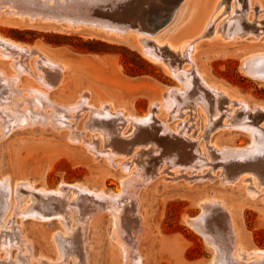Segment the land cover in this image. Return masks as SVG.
I'll return each mask as SVG.
<instances>
[{
	"label": "rangeland",
	"instance_id": "obj_1",
	"mask_svg": "<svg viewBox=\"0 0 264 264\" xmlns=\"http://www.w3.org/2000/svg\"><path fill=\"white\" fill-rule=\"evenodd\" d=\"M144 1L106 0L105 3L103 0L102 2L97 0L93 1L91 5H94L88 9L90 16L105 20L106 14L112 11H121L129 15L132 10L138 8L143 10L152 8L149 4H152L154 0ZM217 1L183 0L175 11L176 16L173 22L165 27L166 31L163 34L171 40L173 39L174 43H180L188 38H197L196 50L193 53L196 69L204 75L209 83L224 90L226 92L224 95L228 99H236L235 103L231 104H236L238 100H244L251 108L256 105L263 106L264 82L248 76L242 70V64L248 53L256 50L264 51V0H223L224 3L218 9L216 20L212 21L214 23L205 26ZM155 2L159 4L158 0ZM155 2L153 3L154 7L157 6ZM9 7L4 8V5H0V34L30 45L35 53H31L28 57L26 52L24 54L20 52V55H17L16 53L19 51H14V56H17L15 59H19L17 63L21 65L24 72L21 73L20 80L16 85L10 78L14 73V69L10 67V61L0 59V70L5 72L8 79L10 78L9 81L0 80V91H3L1 93L6 96L0 98L7 99L10 90L9 96L17 94V90L23 92V96H28V89L42 88L40 82L35 80L37 65L34 63L36 60L41 63L38 57L40 52L49 56L53 61L56 60L55 62L66 66L58 72L48 68L49 70L45 73L46 76L49 74L56 79L62 75L63 77H61L62 81L58 88L51 92L47 99L41 100V103L45 102L46 105L44 109L46 112L42 111V114L45 113V117L41 116L43 122L31 124L33 119L31 116L34 114L27 106V101L23 104L25 107L22 106L19 109L31 115L25 120V122H30H28L29 125L22 122L23 119L19 121L18 116L9 113L13 122V130L8 133L6 129H3L4 122L0 117V178L7 177L6 179L11 183V187L9 183V188L6 189L8 192L0 191L2 192L0 193L2 196V198L0 196V210H4L0 212L1 222L3 223L10 214L7 224L3 223L2 225L0 222V264H83L85 260L84 264H125L117 246L118 240L112 237L115 225L109 210L103 209L104 207L100 206L96 200L93 201L90 196H85L87 194L81 191H78L75 198L72 199L73 193L70 192L69 188L71 187L68 185L77 183L83 184L89 190L100 189L107 193H119L123 190L122 179L130 175L122 167L129 165L138 168L136 176L140 177H137V182L133 181L134 185L130 186L131 192L125 202L115 201L113 204L120 208L118 226L121 236L125 240L134 242L138 239L137 249L139 252L137 255L142 258V264H210L215 255L214 264H236L232 249L234 241L242 246L243 254L256 250L264 251V173L259 167V163L264 164L262 162L264 161L262 160L264 151L262 159H260L262 154L254 153L250 157L251 159L248 158L244 161L238 159L239 157L226 159L221 154L222 149L233 148L234 151L246 149L252 142V137L248 133L226 125L227 119L230 125L244 121L264 128V120L258 122L264 119V112H253L242 106L234 107V109L228 107L226 110L227 99L223 98L221 102L224 109H220L221 112L216 117L214 115L215 103L211 101L213 96L204 105L197 104V94L182 97L183 99L179 98L178 100L180 112L178 114L185 112V110L183 111L185 108H188L189 111L193 110L189 114L179 116L177 119L173 118L168 122L172 130L179 126L180 132H185V137H183L184 135L181 137L180 133L177 134L178 136L175 134L176 137L185 140H182L183 145L175 146L171 140L169 142L175 146L171 147L173 150H168L172 160L163 162V156L158 154V150L154 148L153 144L137 146L135 153L139 151L138 155L134 153L122 156L119 154V149L113 145L105 133L91 127L94 122L99 121L95 111L100 107V104L110 102L114 108H124L125 116L121 118L120 115H117L118 118L113 123L116 128L128 132L130 120L126 116L129 114L137 117L146 115L153 105L156 106L160 103L164 93L170 88L175 90L176 87H180V83L171 77L161 65L146 59L139 50L124 40H105L103 34L87 28L68 31L55 23L23 24L19 19L8 17L4 13ZM123 8L125 9L123 10ZM242 17L247 23L246 25L243 19L244 26L250 25L257 28L252 31L245 30L236 37L229 38L228 26L232 24L235 26L236 21L241 20ZM217 26L219 33L225 37L226 41L223 42L213 34V30ZM205 28L208 29H206L207 34L201 36V32ZM131 33L132 30L128 29L125 35L130 36ZM127 38L132 43L135 42L133 37ZM22 58L28 61L30 71L27 70V66L22 64L24 61L21 60ZM188 58L187 55L184 57L187 62L183 64L187 68L192 62ZM41 71H44V68ZM204 92L206 94V91ZM31 95L34 97L33 94ZM78 99L82 100L79 102ZM75 101L79 102L77 111L67 113V116L72 118L70 119L72 121H70L72 126L69 127L70 129L68 127L60 130L55 129L56 124L49 123L52 121L51 119L44 122L47 116L58 117L60 111H64L62 114L64 115L65 107L76 103ZM230 115L234 121L232 118H228ZM158 116L155 119L162 128L169 117L167 118L164 111H161ZM252 117L259 118L255 120ZM74 118H77L78 121ZM237 118H240L241 122ZM86 125L88 127L85 128ZM145 128L139 124L135 125L130 132L133 142L139 141L140 137L142 138L140 141L143 140L144 134L142 133ZM69 130L76 136H81V140H78L79 142L72 141L73 143L68 142L66 134ZM163 132L161 135L167 137L168 134ZM101 133L106 139L104 143L99 139ZM92 134L95 135L94 139H91ZM190 136L193 137V140ZM88 145L93 147L90 151L87 148ZM182 147L185 148L182 149ZM193 148H198L200 152L203 151V155L194 152ZM189 149H192V152ZM109 151L118 156L113 157L110 153H104ZM107 155L112 158L109 159ZM255 157L256 159H254ZM197 158L198 160H195ZM121 160L124 161L123 165L119 164ZM226 160L228 162H225ZM255 160L256 162H254ZM158 166L159 168H157ZM238 169L240 172H237ZM177 170L179 173H175ZM244 179L246 180L244 181ZM28 185H33L35 188H26L25 186ZM61 185L67 186L64 189L65 195L52 193L54 196L52 194L46 196L39 192L38 197H35L42 188L55 191ZM27 191L29 192L27 193ZM77 196L78 198H76ZM30 198L33 200H29ZM16 201L20 202V206L18 205V208L14 210ZM215 202L216 205L218 204L217 206ZM28 205L29 207L26 208ZM80 205L81 207H78ZM203 208L208 211L203 217V221L197 224V229L185 222L188 217L189 219L198 218L203 213ZM40 210L47 215L62 214V217L54 216L50 220H43L39 216L37 218V214L30 215V213ZM64 210L66 211L64 212ZM71 210L78 211V214ZM67 212L73 214H67ZM215 220H221L223 225L213 224V226L212 223L216 222ZM216 226L219 227L220 233ZM230 230L232 231L230 232ZM224 232L228 234L226 235ZM208 235L209 237H207ZM208 239L213 241L212 244L216 247L213 248L212 244H207ZM225 241L227 247H225ZM24 242L29 245L25 246ZM218 249H221V252ZM261 262L264 263V259Z\"/></svg>",
	"mask_w": 264,
	"mask_h": 264
},
{
	"label": "bare ground",
	"instance_id": "obj_2",
	"mask_svg": "<svg viewBox=\"0 0 264 264\" xmlns=\"http://www.w3.org/2000/svg\"><path fill=\"white\" fill-rule=\"evenodd\" d=\"M93 1H97V0H0V5H4V8L7 6H10L8 9H6L5 11L2 10L4 8H2L1 10L4 11V13H6V15L8 17H14L16 19L20 20V23L23 24H36V23H55L59 26H61L63 29H66L68 31H79L81 29H90L91 31H98L101 34L104 35L105 40H124V42H126L127 44L135 47L137 50L140 51V53L149 61H151L152 63L155 64H159L161 65L166 71L167 73L173 77L175 80H177V82L180 83V87H176V91L174 90V88H170V90H168L166 93H164V97L163 99L160 101V103L153 105V107L150 108L149 112L146 113V115L144 116H134L132 114H129L128 116H126L130 122H129V131L128 132H124L123 129L121 131V129L116 128L114 126V123L116 121L117 115L121 116H125L124 114V108H114L112 107V104L110 102H106L103 104H100V107L97 108V111H95L96 115H97V119L99 121L94 122V125H92L91 127L96 128L101 130L103 133H105V135L107 136V138H110V141L113 143V145L115 147H117L119 149V154L123 155H132L136 152V147L139 145H148V144H153L154 148L157 149L158 154H161L163 157V162L167 161V160H172L173 158L171 157V155L168 154V150L171 149L173 150L171 147H175L176 145H180L182 144V140L181 138H178L176 136H178L177 134L180 133L179 135H184L183 137H185V132H180L181 130H179V126L175 129L172 130L169 127V120L179 117V116H184L186 114L191 113V111L193 109H191V111L187 110L188 108L183 109V111L185 110V112H183L182 114H178L179 109H178V100L179 98L182 97H188L191 96L192 94H197V104L201 103L202 105L206 104L208 100H210L209 98L212 99L211 96H213V103L214 104V115L219 114L221 112L222 109H224L222 107V102L221 100L223 98L227 99V104L228 106L225 107L226 110L228 107H231V109L234 107H238V106H242L243 108H246V110H252L253 112H257V111H261L264 112V105L263 106H255V107H250L249 104L247 102H245L244 100H238L236 104H231L232 102H234V98L232 99H228V97H226V95H224L226 92L224 90L219 89L215 84L213 83H209L204 75L202 73H200V71H198L196 69V64H194V59H193V53L196 50V42H197V38L195 39H191L188 38L186 40H183L180 43H174L173 39L171 40L169 37H167L165 34H163L166 30L165 27L168 26L169 24H171L175 18V11L178 8V6L181 4V2L183 0H158L157 4L155 2V4L157 6L154 7L153 3L149 4L150 9H146L143 10L142 8H138L137 10H132V12L127 15L125 12H121V11H112L111 13L109 12L107 15V18L105 20H102L101 18H96L90 16V11L88 8H91L90 6H93L94 4L91 5V3ZM104 2L106 0H103ZM110 1V0H109ZM137 1V0H136ZM146 1V0H145ZM144 1V2H145ZM102 2V0H101ZM117 2V1H116ZM115 2V3H116ZM122 2V1H121ZM124 2V1H123ZM97 3V2H96ZM106 3V2H105ZM109 3V2H107ZM111 3V2H110ZM126 3V2H125ZM224 2L223 0H218L216 3V6H214V8L212 9V12L210 14V16L208 17L205 26L210 25L215 21L217 18V14H218V9L220 7V5H222ZM99 4H101L99 2ZM98 4V6H99ZM106 5V4H105ZM117 5V4H116ZM124 5V4H123ZM104 6V5H103ZM112 6V5H111ZM102 7V6H100ZM106 7V6H105ZM104 7V9H105ZM109 7V5H108ZM118 7H119V3H118ZM144 7V6H143ZM17 9V10H16ZM103 9V8H101ZM125 8H123L124 10ZM107 10V9H106ZM106 12V11H105ZM108 12V10H107ZM128 13V11H127ZM92 14V13H91ZM95 14V13H94ZM97 15V14H96ZM95 15V16H96ZM98 17V16H97ZM215 19V20H214ZM244 17L241 18V20L239 19L238 21H236L235 26L229 25L228 27V31H229V38H234L236 37L238 34L244 32L245 30H255V28L257 27H252L250 25H248V27L244 26L243 22L246 23V20ZM243 20V22H242ZM138 21V23H136ZM136 23V25H135ZM159 25H161L159 27ZM247 25V23H246ZM151 27V28H150ZM155 28V29H154ZM61 29V28H60ZM131 29L132 33L130 34L131 37H133L135 39V42L132 43L131 40L129 41V39L127 37L130 36H126L125 34L127 33V30ZM154 29V30H153ZM207 28H205V30L203 29V31L201 32L202 35L201 36H205L207 33L206 30ZM214 35L218 36V39H221L223 42L226 41L225 37H223V35H221L219 33V28L218 26L214 28ZM205 32V33H204ZM212 34V35H213ZM128 35V34H127ZM215 36V37H216ZM103 39V38H102ZM228 40V39H227ZM36 50V49H35ZM14 51H19V53H16L17 55H20V52H26L28 53V57L30 56L31 53H35L34 49L28 45V44H24L18 41H15L13 39L7 38L3 35L0 34V59L2 60H8L10 61V67L14 69V73L12 74V76L10 77L12 80V82L14 83V85H16L18 83V81L20 80V75L23 72L21 65L18 64V60L19 59H15L14 56ZM15 54V55H16ZM186 55L190 58L191 65L187 68L186 66H184V62L185 61L184 57H186ZM24 56V55H23ZM21 57V56H19ZM38 57L40 58L41 63L39 62V60H36L34 63L35 65H37V75H35V80H37L38 82H40V86L43 88H31L28 89V96H23V92H20L19 90H17V94H11L9 96V94L11 93V90L9 92V94H7V99H1L2 96H4L3 91H0V117L3 119L2 122H4V128L6 129L8 133H10V131H12L13 126H12V119L11 116L9 115H16L18 116V120L19 121H23L24 123L28 124V122L26 120V118L28 119L31 115L27 112H23V110L21 111L19 108L23 106V108L25 107L23 104L25 101H27V106H29L31 108V112L34 114L31 117L32 122L31 124H34V122H43L42 117H45L44 114H42V111L45 109L46 105L45 102L44 104L41 103V100L43 99H47L48 95L53 92L55 89L58 88L59 84L62 81L63 75L61 77H52L49 76V74L46 76V71L49 70L48 68H50V70L52 71H62L64 69V66L62 63H57L55 61H53L49 56H47L46 54H44L43 52H40V54L38 55ZM188 58V59H189ZM21 60H24L22 62V64L24 66H27V70L30 71L29 67H28V61L25 60L24 58H22ZM189 60V61H190ZM41 65H40V64ZM190 63V62H189ZM26 68V67H25ZM42 68H44V71H41ZM195 72H192V71ZM242 70L250 77L259 80V81H263L264 82V51H253L248 53L245 58L243 59V64H242ZM42 72V73H41ZM24 73V72H23ZM30 73V72H29ZM28 73V74H29ZM32 73V72H31ZM62 73V72H61ZM63 74V73H62ZM5 72L3 70H0V80L2 79H6L9 81V79L5 76ZM51 75V74H50ZM59 75V74H58ZM1 82V81H0ZM5 82V81H4ZM3 82V83H4ZM6 83V82H5ZM5 85V84H4ZM4 88V87H3ZM8 88V87H7ZM16 88V87H14ZM17 89V88H16ZM4 90V89H3ZM8 91V90H7ZM6 91V92H7ZM25 91V90H24ZM206 91V94L205 92ZM22 93V94H21ZM3 94V95H2ZM34 95V97H32V95ZM26 95V94H25ZM12 96V97H11ZM20 96V97H19ZM40 96V97H39ZM6 97V96H4ZM81 97V96H80ZM79 97V98H80ZM89 97V96H88ZM28 98V99H26ZM85 99V98H84ZM87 99V97H86ZM183 99V98H182ZM82 100V99H81ZM80 100V101H81ZM49 101V100H48ZM79 101V99H78ZM76 102V103H71L69 104L68 107H65V114L62 115L64 113V111H60L59 112V116L55 117L53 115H50L49 117L47 116L46 119H44V122L48 121L49 119H51L52 121H50L49 123H54L56 124L55 129L60 130L61 128H66L68 127V129H70L69 127H72L71 124V120L72 118H70V116H67V113L70 112H76L77 111V107H78V103L80 102ZM184 101V100H183ZM90 102V101H89ZM105 102V101H104ZM196 103V101H194ZM50 103V102H49ZM88 103V101H87ZM235 103V102H234ZM82 105V104H81ZM184 105V103H183ZM49 106V105H47ZM90 106V105H89ZM28 107V108H29ZM51 107V105H50ZM53 107V106H52ZM85 107V106H84ZM87 107V106H86ZM33 108H35V110H33ZM81 108V107H80ZM88 108V107H87ZM96 108V107H94ZM37 109V110H36ZM82 109V108H81ZM190 109V108H189ZM202 109V108H201ZM221 109V110H220ZM239 108H237L238 110ZM53 110V109H52ZM88 110V109H87ZM86 110V111H87ZM90 110V109H89ZM236 110V109H235ZM26 111V110H25ZM54 111V110H53ZM164 111L166 113V116L168 118V121L165 122L164 125H161L156 122V117H159L158 114ZM204 111V110H201ZM239 111V110H238ZM43 112H46L45 110ZM80 112V111H79ZM83 112V110H82ZM89 112V111H88ZM237 112V111H236ZM246 112V111H245ZM180 113V112H179ZM40 114V117H38ZM48 114V113H47ZM76 114V113H75ZM241 114V112H240ZM78 115V114H77ZM76 115V116H77ZM169 115V116H168ZM236 115V114H235ZM256 115V114H254ZM261 115V114H260ZM37 116V117H36ZM82 116V115H81ZM228 116V114H227ZM258 116V115H257ZM263 116V115H262ZM222 117V115H221ZM248 117V115H247ZM246 117V119H247ZM228 118H232V115H230ZM236 118V117H235ZM253 118V117H252ZM256 118V117H255ZM253 118V119H255ZM259 117H257L258 119ZM38 119V121H37ZM78 121L77 118H74ZM208 119V118H207ZM206 119V120H207ZM226 119V118H225ZM240 120V118H237ZM241 119H243L241 117ZM245 119V120H246ZM255 119V120H257ZM252 120V119H251ZM264 119H261L258 122L263 121ZM71 121V122H70ZM122 121V120H121ZM163 122V120H161ZM185 121V120H183ZM182 121V122H183ZM234 121V120H233ZM243 121V120H242ZM75 122V121H74ZM241 122V120H240ZM252 122V121H251ZM30 123V122H29ZM48 123V124H49ZM127 123V122H126ZM208 123V122H207ZM222 123V122H221ZM226 125H228L229 127H234L240 130H243L244 132L248 133L251 137H252V142L251 145L248 146V148L246 149H239L234 151L233 148L232 149H222L221 150V154L223 155L224 158H233V157H239L238 159H240L241 161H244L245 159L250 158L251 156L254 155V153H256L257 155H260L263 153L264 151V128H261L255 124H250V123H246V122H241V123H237L234 125L231 123V125L229 124V120L227 119V121H225ZM263 123V122H262ZM19 124V123H18ZM30 124V125H31ZM38 124V123H36ZM41 124V123H39ZM47 124V123H46ZM76 124V123H75ZM122 124V123H121ZM142 125L143 128L144 126L146 127L142 134H144V138L143 140L140 141V139H142L141 137L138 139L139 141H135L132 139V135L130 132H132L133 128L135 127V125ZM257 124V123H256ZM29 125V124H28ZM116 125V124H115ZM179 125V124H178ZM222 125V124H220ZM224 125V126H226ZM33 126V125H32ZM181 126V125H180ZM223 126V125H222ZM88 127V125L85 126V128ZM16 128V127H15ZM76 128V127H75ZM183 128V127H182ZM232 128V129H234ZM142 129V127H141ZM57 130V131H58ZM72 131V130H71ZM165 132V134H168L167 137L162 136L161 133ZM121 132V133H120ZM163 132V133H164ZM139 133V132H138ZM176 134V136H175ZM138 135V134H137ZM136 135V137H138ZM141 135V134H140ZM191 135V134H189ZM95 135L92 134L91 135V139H94ZM125 136V137H124ZM143 136V135H142ZM188 136V135H187ZM192 136V135H191ZM193 140V137H191ZM135 137V138H136ZM180 137V136H179ZM81 136H76L75 134H73L72 132H70V130L68 131V133L66 134V140L70 143H73L72 141H78L81 140ZM99 139H101V141L104 143L106 142V139H104V136L99 135ZM136 140V139H135ZM170 140L173 142L172 145L170 142ZM178 140V141H175ZM185 141V140H184ZM79 142V141H78ZM94 143V142H93ZM177 143V144H176ZM183 145V144H182ZM151 146V145H150ZM187 146V145H186ZM185 146V147H186ZM141 147V146H140ZM184 147V148H185ZM88 150L90 151L92 147V145H88L87 146ZM111 148V147H108ZM143 148V147H142ZM178 148V146H177ZM176 148V149H177ZM182 147V149H184ZM230 148V147H229ZM244 148V147H243ZM100 149V148H99ZM98 149V152H99ZM112 149V148H111ZM180 149V147H179ZM187 149V148H186ZM220 149V148H219ZM237 149V148H236ZM95 150V149H94ZM101 150V149H100ZM190 150V149H189ZM192 150V149H191ZM190 150V151H191ZM194 152H198L200 153V155H203V151H199L198 148L194 149ZM201 150V149H200ZM118 151V150H117ZM148 151V150H147ZM146 151V152H147ZM178 151V150H177ZM172 152V151H171ZM192 152V151H191ZM105 154H109L110 151L108 153L104 152ZM139 151L137 153H135V155H138ZM175 153V152H174ZM204 153H206L204 151ZM104 154V155H105ZM110 155H112L113 157L118 156L117 154L113 153ZM110 155H107V157L109 156V159H111L112 157ZM178 155V154H177ZM180 156V155H179ZM159 157V156H158ZM157 157V158H158ZM177 157V156H176ZM156 158V159H157ZM263 158V154L262 157L260 159ZM183 159V157H182ZM251 159V158H250ZM256 159V157L254 158ZM253 159V160H254ZM158 160V159H157ZM194 160V159H193ZM195 160H198L195 159ZM203 160V159H202ZM224 160V159H223ZM252 160V161H253ZM264 160V159H262ZM159 161V160H158ZM162 161V160H161ZM160 161V162H161ZM192 161V159H191ZM232 161V160H231ZM114 162V161H113ZM162 162V163H163ZM190 162V161H189ZM225 162H228V160H226ZM240 162V161H239ZM256 162V160L254 161ZM264 162V161H262ZM261 162V163H262ZM110 164L111 161H109ZM124 161L121 160L119 162V164L123 165ZM157 164V163H156ZM190 164V163H189ZM231 164V163H228ZM224 165V163H223ZM222 165V166H223ZM227 165V164H226ZM238 165V164H237ZM248 165V164H247ZM184 166V165H183ZM189 166V165H187ZM191 166V164H190ZM249 166V165H248ZM156 167V166H155ZM154 167V168H155ZM192 167V166H191ZM237 167V166H236ZM244 167V166H243ZM253 167V166H252ZM258 167V164H257ZM259 167L261 168V171L264 173V164H260L259 163ZM125 172L130 173V175L126 178H123L121 183H122V191L119 193H107L104 190H89L88 187L84 186L83 184L79 185V184H69L68 187L70 186L71 191L73 193V198H75V195L77 194L78 191H81L83 193H86L87 195L85 196H90L92 198L93 201L96 200L97 203L100 204V206H103V209H106L107 211L109 210L110 214L112 215L113 219H114V225H115V229H114V233L112 235V237L114 239L118 240V247L121 251V254L124 259L123 261L125 262V264H142V258L137 255L138 249H137V243H139L137 240L134 241H129V240H125V238H123L121 236L120 233V229L118 224L120 223V217H119V210L120 208H118L117 206H115L113 203L115 201H120V202H125V200L127 199V197L130 195L131 192V188L130 186L134 185L132 184L133 181L136 180L137 182V177L140 176H136V172L138 173L136 166L133 165H129V166H125L122 167ZM159 168V166L157 167ZM193 168V167H192ZM238 168V167H237ZM240 168V167H239ZM247 168V167H245ZM251 168V167H250ZM241 169V168H240ZM238 169L237 172H240ZM153 170V169H152ZM236 170V169H235ZM244 171V169H241ZM251 170V169H250ZM232 171V170H231ZM257 171V170H256ZM144 172V171H143ZM234 172V171H233ZM246 172V171H245ZM258 172V171H257ZM261 172V175H262ZM175 173H179V170H177V172L175 171ZM229 173V172H228ZM236 173V172H235ZM256 173V172H255ZM140 174V173H139ZM254 174V173H253ZM260 175V176H261ZM144 176V174H143ZM142 177V176H141ZM263 177V176H262ZM7 178V177H6ZM4 179V178H0V191H5L6 189L9 188V180L8 179ZM264 178V177H263ZM247 179V178H246ZM244 179V181L246 180ZM21 185V184H20ZM19 185V187H20ZM27 185V184H26ZM22 186V185H21ZM65 185H61L57 190L52 191L51 189L47 190V189H40L38 191V193H36L35 197H38L37 195L39 194V192L42 195H46L49 196L52 193L56 194V195H65L64 194V189L67 188L64 187ZM10 187H11V183H10ZM26 188L29 187L30 189H33L35 187H33V185H28L25 186ZM138 187V186H137ZM23 188V186H22ZM28 188V189H29ZM135 188V187H134ZM25 189V188H24ZM135 190V189H134ZM133 190V191H134ZM7 191V190H6ZM17 191V190H16ZM25 192V190H23ZM35 191V190H34ZM32 191V192H34ZM37 191V190H36ZM35 191V192H36ZM8 192V191H7ZM11 192V190H10ZM29 191H27L28 193ZM2 193V192H0ZM6 193V192H5ZM135 193V192H134ZM137 193V192H136ZM253 193V192H252ZM4 194V193H3ZM52 194V195H53ZM82 194V193H81ZM79 194V195H81ZM30 195V194H29ZM41 195V196H42ZM84 195V194H83ZM254 195V194H253ZM1 196V195H0ZM31 196V195H30ZM54 196V195H53ZM134 196V195H133ZM80 197V196H79ZM83 197V196H82ZM2 198V196H1ZM44 198V196H43ZM52 198V197H51ZM78 198V196L76 197ZM81 198V197H80ZM79 198V200H80ZM136 198H138L136 196ZM37 199V198H36ZM39 199V198H38ZM47 199V198H46ZM53 199V198H52ZM61 199V198H60ZM17 200V199H16ZM29 200H33V199H29ZM77 200V199H76ZM138 200V199H135ZM4 201V200H3ZM20 201V200H19ZM35 201V200H34ZM71 201V200H70ZM48 202V201H47ZM46 202V203H47ZM56 202V201H55ZM16 205H15V209L18 208V201H16ZM37 203V202H36ZM42 203V202H40ZM54 203V202H53ZM58 203V202H57ZM56 203V204H57ZM73 203V202H72ZM75 203V201H74ZM81 204V201L79 202ZM83 203V202H82ZM85 203V202H84ZM93 203V202H91ZM214 203V202H213ZM212 203V204H213ZM1 204V201H0ZM45 204V203H44ZM90 204V203H89ZM5 205V204H4ZM3 205V207H4ZM62 205V204H61ZM70 205V204H69ZM74 205V204H73ZM78 205V204H76ZM135 205V204H134ZM216 205V202H215ZM218 205V204H217ZM216 205V206H217ZM1 206V205H0ZM11 206V205H10ZM20 206V205H19ZM44 206V205H43ZM72 206V205H71ZM139 206V205H138ZM136 206V207H138ZM29 207L26 206V208ZM35 207V206H34ZM76 209V206H74ZM78 207H81L78 206ZM59 208V206H58ZM57 208V211H58ZM61 208V207H60ZM68 208V206H67ZM71 208V207H70ZM95 208V207H94ZM30 209V208H29ZM32 209V208H31ZM62 209V208H61ZM64 209V208H63ZM72 209V208H71ZM86 209V208H85ZM136 209V208H135ZM138 209V208H137ZM211 209V208H210ZM2 210V209H1ZM0 210V212H1ZM43 210V209H42ZM52 210V209H50ZM95 210V209H93ZM215 210V209H214ZM4 211V210H2ZM24 211V210H23ZM28 211V210H27ZM26 211V212H27ZM45 211V210H44ZM66 210H64L65 212ZM72 211V210H71ZM75 211V210H73ZM72 211V212H73ZM84 211V210H83ZM96 211V210H95ZM100 211V210H99ZM102 211V210H101ZM105 211V210H104ZM207 209L203 208V213L198 217V218H194V219H189L186 218L185 222L187 224H189L190 226L194 227L197 229V224L201 221H203V217L205 216V214L207 213ZM210 211V210H209ZM18 212V211H17ZM16 212V213H17ZM22 212V211H21ZM51 212V211H50ZM53 212V211H52ZM62 212V211H61ZM72 212H70L71 214H73ZM78 214V211H75ZM74 212V213H75ZM92 212V211H91ZM108 212V213H109ZM212 212V211H211ZM215 212V211H214ZM218 212V211H217ZM14 213V212H13ZM25 213V212H24ZM69 212H67V214H70ZM136 213V211H135ZM6 214V213H5ZM22 214V213H20ZM28 214V213H27ZM34 215L37 214V218L38 216L41 217L43 220H50L51 218H53L54 216H60L59 218H61L62 214L60 215H47L46 213L44 214L43 212L37 211V212H33L30 213V215ZM53 214V213H52ZM80 214V213H79ZM109 214V215H110ZM210 214V213H209ZM85 215V214H84ZM87 215V214H86ZM89 215V214H88ZM92 215V214H91ZM110 215V216H111ZM138 215V213H137ZM24 216V214H23ZM22 216V217H23ZM12 217V215H11ZM74 218V216H72ZM88 217V216H87ZM94 217V216H92ZM138 217V216H136ZM141 217V216H140ZM225 217V216H224ZM4 218V215H3ZM71 218V217H70ZM72 218V219H73ZM86 218V216H85ZM91 218V217H90ZM215 218V215H214ZM216 219V218H215ZM10 220V214L9 216H7L3 223H8ZM84 220V219H83ZM86 220H88L86 218ZM210 220V219H209ZM214 220V219H213ZM223 220V219H222ZM85 221V220H84ZM90 221V220H89ZM216 222L212 223V225H223V222L221 223V220H215ZM226 221V220H223ZM1 222V219H0ZM2 223V222H1ZM2 223V225H3ZM82 223V222H81ZM88 223V221H87ZM210 223V222H209ZM228 223V222H227ZM226 223V225H228ZM4 224V225H6ZM83 224V223H82ZM1 225V224H0ZM85 225V224H84ZM83 225V226H84ZM213 225V226H214ZM200 226V225H199ZM217 227V226H216ZM10 228V227H8ZM114 228V227H113ZM207 228V227H206ZM219 227H217L218 229ZM221 228V227H220ZM225 228V227H224ZM223 228V230H224ZM229 228V227H228ZM233 228V227H232ZM81 229H83L81 227ZM212 229H215V227ZM231 229V228H229ZM9 230V229H8ZM204 230V229H203ZM202 231V230H201ZM232 230H230L231 232ZM10 232V231H8ZM84 232V231H83ZM218 232L220 233L219 229ZM228 231V233H230ZM234 232V230H233ZM82 233V232H81ZM222 233V232H221ZM226 234V232H224ZM227 233V234H228ZM138 234V233H137ZM211 234V232H210ZM223 234V233H222ZM224 234V235H225ZM226 234V235H227ZM10 235V234H9ZM12 235V234H11ZM16 235V233H15ZM214 235V234H212ZM8 236V234H7ZM6 236V237H7ZM20 236V235H19ZM77 236V235H76ZM203 236H205L203 234ZM237 236V235H236ZM235 236V237H236ZM6 237H2V238H6ZM12 238V236H10ZM55 237V236H54ZM81 237V236H80ZM79 237V238H80ZM83 237V236H82ZM209 237V235L207 236ZM211 237V236H210ZM225 237V236H224ZM1 238V239H2ZM56 238V237H55ZM123 238V239H122ZM217 238V237H216ZM222 238V237H221ZM231 238V237H229ZM10 239V238H8ZM13 239V238H12ZM84 239V237H83ZM228 239V238H227ZM232 239V238H231ZM17 240V238H16ZM73 240V239H72ZM81 240V239H80ZM85 240V239H84ZM116 240V241H117ZM212 240V239H211ZM215 239L213 238V241ZM226 240V239H225ZM230 240V239H229ZM228 240V241H229ZM11 241V239H10ZM9 241V242H10ZM74 241V240H73ZM212 241V242H213ZM2 242H4V240H2ZM6 242V241H5ZM8 242V243H9ZM66 242V241H65ZM63 242V243H65ZM82 242V241H81ZM212 242L208 239V242H206L207 244L210 243V245L212 244ZM222 242V241H220ZM226 242V241H225ZM230 242V241H229ZM12 243V242H10ZM14 243V242H13ZM12 243V244H13ZM16 244H18L16 242ZM28 244V243H27ZM227 247V242L225 243ZM25 246H28L25 244ZM58 245V244H57ZM86 245V244H85ZM218 245V244H217ZM220 245V243H219ZM65 246V245H63ZM62 246V248H63ZM211 246H213L214 248V244H212ZM14 247V245H13ZM12 247V248H13ZM18 247V246H17ZM24 247V246H23ZM74 247V246H71ZM216 247V246H215ZM221 248V246H218ZM223 247V245H222ZM232 249L234 252V259L237 261L238 264H261L263 262H261L262 259H264V251H254V252H245L243 254V249L242 246L234 241V243L232 244ZM26 248V247H25ZM76 248V247H75ZM212 248V247H211ZM3 249V248H2ZM5 249V248H4ZM7 249V248H6ZM5 249V250H6ZM216 249V248H215ZM223 249V248H222ZM231 249V250H232ZM60 250V249H59ZM74 250V249H73ZM76 250V249H75ZM80 250V249H79ZM219 250V249H218ZM230 250V249H229ZM26 251V250H23ZM63 251V250H62ZM72 251V250H71ZM87 251V250H86ZM221 252V249L219 250ZM224 251V250H223ZM222 251V252H223ZM64 252V251H63ZM68 252V251H67ZM66 252V253H67ZM70 252V251H69ZM73 252V251H72ZM79 252V251H78ZM75 252V253H78ZM82 252V251H81ZM11 253V252H10ZM65 253V252H64ZM64 253H62V255H64ZM73 254V253H72ZM217 254V253H216ZM222 254V253H221ZM220 254V256H221ZM225 254V253H224ZM222 254V255H224ZM68 255V253H67ZM78 255V254H77ZM141 255V254H140ZM80 256V255H79ZM78 256V257H79ZM216 256V255H215ZM214 256V258L212 259L210 264H214L216 257ZM219 256V255H218ZM217 256V257H218ZM74 257V256H73ZM76 258V256H75ZM223 258V257H222ZM86 259V258H85ZM230 259V258H229ZM232 260V259H230ZM86 261V260H85ZM84 261V262H85ZM83 262V264H84ZM234 262V261H233ZM261 262V263H260ZM235 263V262H234ZM236 263V264H237ZM219 264V263H218ZM264 264V263H263Z\"/></svg>",
	"mask_w": 264,
	"mask_h": 264
}]
</instances>
